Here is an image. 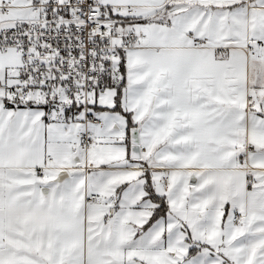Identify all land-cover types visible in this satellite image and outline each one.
<instances>
[{
    "label": "snow or ice",
    "instance_id": "6c2138e0",
    "mask_svg": "<svg viewBox=\"0 0 264 264\" xmlns=\"http://www.w3.org/2000/svg\"><path fill=\"white\" fill-rule=\"evenodd\" d=\"M0 264H264V0H0Z\"/></svg>",
    "mask_w": 264,
    "mask_h": 264
}]
</instances>
